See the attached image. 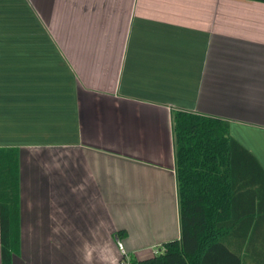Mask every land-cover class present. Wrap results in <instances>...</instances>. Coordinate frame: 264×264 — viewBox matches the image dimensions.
Segmentation results:
<instances>
[{
  "label": "crops",
  "instance_id": "1",
  "mask_svg": "<svg viewBox=\"0 0 264 264\" xmlns=\"http://www.w3.org/2000/svg\"><path fill=\"white\" fill-rule=\"evenodd\" d=\"M178 111L227 122L264 170V3L0 0L13 264H122L119 242L142 260L180 240ZM242 264H264L263 203Z\"/></svg>",
  "mask_w": 264,
  "mask_h": 264
},
{
  "label": "trees",
  "instance_id": "2",
  "mask_svg": "<svg viewBox=\"0 0 264 264\" xmlns=\"http://www.w3.org/2000/svg\"><path fill=\"white\" fill-rule=\"evenodd\" d=\"M172 129L181 238L129 264H242L264 204L263 168L221 119L178 111ZM18 163L16 150H0L2 264L21 255Z\"/></svg>",
  "mask_w": 264,
  "mask_h": 264
},
{
  "label": "built area",
  "instance_id": "3",
  "mask_svg": "<svg viewBox=\"0 0 264 264\" xmlns=\"http://www.w3.org/2000/svg\"><path fill=\"white\" fill-rule=\"evenodd\" d=\"M119 248H120L121 253H122V256H123V262H122V264H129V262H130V255L125 250V247H124V245L121 242H119ZM158 253H159V251H155L153 253V255H157Z\"/></svg>",
  "mask_w": 264,
  "mask_h": 264
}]
</instances>
